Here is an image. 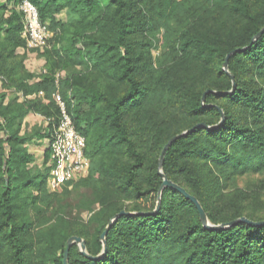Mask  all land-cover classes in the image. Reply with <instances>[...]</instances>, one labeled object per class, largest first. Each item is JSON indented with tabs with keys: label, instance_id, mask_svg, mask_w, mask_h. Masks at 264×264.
Listing matches in <instances>:
<instances>
[{
	"label": "trees",
	"instance_id": "obj_1",
	"mask_svg": "<svg viewBox=\"0 0 264 264\" xmlns=\"http://www.w3.org/2000/svg\"><path fill=\"white\" fill-rule=\"evenodd\" d=\"M23 1L0 6V264H64L72 237L97 257L121 212L101 259L73 244L68 264H264V0H27L51 34L40 77L18 52ZM57 94L90 166L53 193L50 148L39 167L28 144L53 138ZM31 114L48 124L30 136ZM190 130L163 173L221 229L168 187L156 211L162 150ZM74 192L88 194L80 206ZM242 218L253 224L231 225Z\"/></svg>",
	"mask_w": 264,
	"mask_h": 264
},
{
	"label": "built area",
	"instance_id": "obj_2",
	"mask_svg": "<svg viewBox=\"0 0 264 264\" xmlns=\"http://www.w3.org/2000/svg\"><path fill=\"white\" fill-rule=\"evenodd\" d=\"M23 37L28 46L37 52H44L49 46L51 37L49 26L40 21L36 7L30 2H24ZM41 96L43 94L41 93ZM55 99L60 107L59 125L53 138L48 140L51 151L50 165L52 166L47 187L50 192L61 190L67 183L77 182L89 173V160L86 157V139L79 134L67 107L59 94Z\"/></svg>",
	"mask_w": 264,
	"mask_h": 264
},
{
	"label": "rangeland",
	"instance_id": "obj_3",
	"mask_svg": "<svg viewBox=\"0 0 264 264\" xmlns=\"http://www.w3.org/2000/svg\"><path fill=\"white\" fill-rule=\"evenodd\" d=\"M24 2H29V1H23L20 5L17 6L16 9H18L19 11H22V5ZM7 4V0H0V6H5ZM10 8H12L10 5L8 6V10H7V14H9V10ZM24 18V17H23ZM58 19L62 22H68L70 20L69 15L66 12L61 13L60 15H58ZM48 25V24H47ZM49 26V25H48ZM154 40L157 42H159V38L158 36H154ZM50 46V44H49ZM46 50V49H45ZM19 54H27V59L25 61L26 67L29 70V72L34 73L37 77H40L42 75V73L45 72V59L42 56L43 52H37L33 49H30V47H27V50H19L18 51ZM45 52V51H44ZM154 54H158V51L156 50ZM59 76H61V74H59ZM0 89H1V84H0ZM13 93L10 91L9 92V99L13 98ZM26 120V119H25ZM46 121V120H45ZM34 122V121H33ZM39 121L36 120L35 121V125L31 126V124L26 123L24 121L23 124V134H28V135H34L37 131H43L45 130V128L47 127V125H45V122L40 124L38 123ZM47 122V121H46ZM32 123V121H31ZM48 124V123H47ZM42 133V132H41ZM4 136V133L2 131H0V138ZM48 148V141L45 139L43 141H38L36 138H34L29 144H28V149L30 151V153H32L35 158H36V166L41 167L43 164V159H44V150ZM260 177L258 176H253L250 178H246V179H241L239 180L238 184L239 187L244 188L245 186H249L252 185L254 182L260 180ZM71 188V187H70ZM83 194V195H80ZM88 194L87 193H77L74 192L72 194L71 200L70 202L72 203L73 207L75 206H80V201L84 198H87ZM263 199H264V194H263ZM96 209H99V206L96 205L95 206ZM76 211V208L74 209ZM77 215L80 214L81 218L86 222L89 218V212L87 211H81L79 212V210L76 211Z\"/></svg>",
	"mask_w": 264,
	"mask_h": 264
},
{
	"label": "water",
	"instance_id": "obj_4",
	"mask_svg": "<svg viewBox=\"0 0 264 264\" xmlns=\"http://www.w3.org/2000/svg\"><path fill=\"white\" fill-rule=\"evenodd\" d=\"M229 58V56H228ZM227 58V59H228ZM224 70L228 72V62H225L224 65ZM234 91V90H233ZM225 121V118H223L222 122L220 123V125H222V123ZM200 127V126H197ZM193 130L184 132L180 135H177L173 138H171L168 143L164 146L162 153H161V157H160V162H159V174L163 177V185L161 188V191L159 193L158 196V203H157V208L156 211L160 208L161 205V197H162V190L166 187L171 188L174 191L179 192L182 196H184L186 199L190 200L198 209L200 217H201V221L203 222V224L205 225V227L210 228V229H221L223 228V226H214L212 225L209 221L208 218L206 216L205 211L203 210V208L201 207L200 203L198 202V200L190 195L184 188H182L181 186L173 183L172 181L168 180L166 178V176L163 173V165H164V159H165V155L167 153V151L172 147V145L179 140L180 138H182L183 136H185L186 134L192 132ZM123 215H127V213L125 212H121L119 215H117L113 220H111L110 224L108 225V227L106 228L104 234L102 235V243H103V252L101 255L97 256V257H92L90 254H88L87 250H86V245H85V241L79 237H72L68 240L66 247H65V254H64V264H68L69 261V252L71 247L73 246V244H77L80 250V253L83 254L84 256H86L88 259L91 260H99L101 259L102 255H104L107 251V242H106V235L109 231V229L112 227L113 223L121 216ZM130 215V214H128ZM239 222H246L249 224H253L252 222L248 221L246 218H242L241 220H238L236 222L231 223V225L237 224Z\"/></svg>",
	"mask_w": 264,
	"mask_h": 264
},
{
	"label": "crops",
	"instance_id": "obj_5",
	"mask_svg": "<svg viewBox=\"0 0 264 264\" xmlns=\"http://www.w3.org/2000/svg\"><path fill=\"white\" fill-rule=\"evenodd\" d=\"M36 120H38V121H39L38 123H40V124H42V123L45 122V125H47V122L45 121L44 118H42V117L39 116V115H35V114H31V115H29V116L26 118L25 122L31 124V125H30V127H31V126H33V125L36 124V123H35ZM31 121H32V123H31ZM33 121H34V122H33ZM34 123H35V124H34ZM46 140H47V139H46ZM47 141H48V140H47ZM48 145H49V144H48Z\"/></svg>",
	"mask_w": 264,
	"mask_h": 264
}]
</instances>
